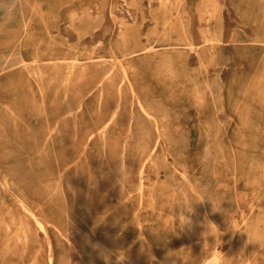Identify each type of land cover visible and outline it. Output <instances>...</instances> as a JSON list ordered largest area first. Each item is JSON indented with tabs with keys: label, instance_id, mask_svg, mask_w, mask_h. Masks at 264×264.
<instances>
[{
	"label": "rangeland",
	"instance_id": "rangeland-1",
	"mask_svg": "<svg viewBox=\"0 0 264 264\" xmlns=\"http://www.w3.org/2000/svg\"><path fill=\"white\" fill-rule=\"evenodd\" d=\"M138 2L0 0V264H264V0Z\"/></svg>",
	"mask_w": 264,
	"mask_h": 264
},
{
	"label": "clouds",
	"instance_id": "clouds-1",
	"mask_svg": "<svg viewBox=\"0 0 264 264\" xmlns=\"http://www.w3.org/2000/svg\"><path fill=\"white\" fill-rule=\"evenodd\" d=\"M188 205H190V203L185 204V211L178 213V218L180 220L181 226L188 225L191 223L189 214L193 213L194 209L192 208V206Z\"/></svg>",
	"mask_w": 264,
	"mask_h": 264
},
{
	"label": "bare ground",
	"instance_id": "bare-ground-1",
	"mask_svg": "<svg viewBox=\"0 0 264 264\" xmlns=\"http://www.w3.org/2000/svg\"><path fill=\"white\" fill-rule=\"evenodd\" d=\"M134 4L137 5L139 2L138 0H133ZM165 35V34H164ZM219 36V35H218ZM165 37V36H164ZM214 38V37H213ZM212 42V41H211ZM217 42V41H216ZM140 49L143 51H151L154 49V45H152L151 43H141L140 44ZM24 61V60H23ZM115 112V111H114ZM113 118V117H112ZM103 137V136H102ZM142 184V183H141ZM216 258V257H215ZM214 259V258H213ZM216 260V259H214ZM207 262V261H206Z\"/></svg>",
	"mask_w": 264,
	"mask_h": 264
}]
</instances>
